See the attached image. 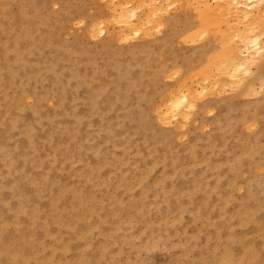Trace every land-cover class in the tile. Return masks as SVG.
Segmentation results:
<instances>
[{
  "label": "rangeland",
  "instance_id": "1",
  "mask_svg": "<svg viewBox=\"0 0 264 264\" xmlns=\"http://www.w3.org/2000/svg\"><path fill=\"white\" fill-rule=\"evenodd\" d=\"M115 1L0 0V56L4 50L16 75L13 80L0 82V115L7 108V103L20 106L24 112V124L29 128L36 114H40L42 119L35 122L36 132L46 135L49 141H30L34 150L30 149L29 143L25 147L28 140L21 135L23 127L20 125L11 129L3 144L12 156L15 155L14 170L24 168L25 156L26 163L30 162V157H42L44 165H37L34 170H58L52 178L56 186L83 185L87 192L95 193L100 202H106L111 195L125 201L127 207L104 215L103 231L113 220H119L122 227L115 232L109 251L103 254L113 252L112 259L104 257L103 263L213 264V253L207 251V247L195 254L188 239L184 241L188 247L182 245L180 222L174 218L179 213L182 222L188 220L190 211L203 196L192 192L196 184H202L205 192L213 194L211 201L217 199L218 193L229 192L231 198L244 197L247 207L264 208V159L260 160L259 155L264 152V104L261 101L264 99V58L252 65L253 74L246 78L243 88L225 89L200 100L202 103L198 102L185 128L162 125L155 118L154 107L160 103L164 91L182 84L197 85L207 61L211 64L229 54L222 18L214 19L199 0H178L173 8L160 14L159 33L152 30L150 35L134 38V41L116 37L117 30H112V26H109L111 33L108 37L95 40L85 35L84 30H79L76 21L81 19L84 29L93 21L107 20L108 6L111 8L110 4L117 3ZM198 26L199 33L197 30L187 32ZM101 44L104 47L98 49ZM156 70L161 76H155ZM254 75L256 78L252 80ZM40 125H45L46 134L40 130ZM59 136L63 141L69 139L62 149V168L60 161L46 159L53 152L61 155L56 147ZM14 146H17L15 151L11 149ZM244 156L247 158L239 165L237 160ZM66 158L73 160L68 163ZM172 160L176 161L177 171L164 180ZM90 161H99L103 171L108 173L104 182H100L101 175L95 166L93 169L86 166ZM78 168L81 169L80 176L75 175ZM187 168L192 169L191 176L186 175ZM181 171L184 174L181 175ZM0 173L4 185L1 193L4 202L8 203L7 206L0 203V225H5L13 235L11 243H16L19 238L15 235L13 212L18 214V228L29 227L32 223L28 220L30 207L13 206L15 199L8 187L12 175L1 164ZM144 175L146 191L137 186V179ZM218 177L220 180L216 184ZM250 179L251 182H247ZM38 180L42 181V178ZM97 182L99 185H94ZM230 182L232 187L229 190ZM26 183L25 178H21L17 187V191L26 189L21 194L25 199L32 195L35 187H31L30 182ZM180 184L188 194L185 193L184 197V194L172 193L169 201L171 211L162 208L160 215L149 211L154 191L161 195L165 187ZM246 193L248 198L250 195L253 198L250 196L247 200ZM63 197L69 198L70 194L66 192ZM236 204V201H231L227 209L237 207ZM97 212L94 208L91 214L94 226L98 223ZM206 215L213 218L214 209L207 210ZM38 219L34 221L37 224L34 238L39 240V235L44 245L35 247L39 261L20 259L17 264L63 262L67 253L60 246L52 258V253L45 246L52 243L54 225L43 224V214ZM200 221L196 222V227L201 225ZM223 221L218 223L225 224ZM67 227L59 230V235L67 230L72 234L73 225L69 223ZM193 230L194 226L188 225L187 235L192 236ZM201 232L197 233L201 235ZM137 234H140L137 241L125 242ZM19 243H23L21 236ZM76 246L72 243L71 247L74 249ZM73 249L70 248L71 252ZM24 250L29 254L32 247L26 246ZM97 256L99 251L93 248L90 260L86 258L84 264H98ZM11 259L6 255L0 256L1 264H9ZM224 264L242 263L234 259Z\"/></svg>",
  "mask_w": 264,
  "mask_h": 264
},
{
  "label": "bare ground",
  "instance_id": "2",
  "mask_svg": "<svg viewBox=\"0 0 264 264\" xmlns=\"http://www.w3.org/2000/svg\"><path fill=\"white\" fill-rule=\"evenodd\" d=\"M199 1L203 4V8L212 15L214 19L215 17L222 18L226 30V40L229 45V54L218 60L212 61L211 64L207 61L206 68L203 69L200 81L197 85L188 86L187 84H182L176 88L164 91L160 103L154 107V115L157 122L160 124L171 126L176 129L185 128L186 123L190 117H192V113L194 114L193 111L198 107V102L203 98L210 96L213 93L218 94L225 89L234 90L239 87L243 88L246 78H250L253 74L254 70L252 69V65L258 63L260 58H264V0ZM176 2H178V0H137L135 4L128 0L125 2H113L112 4L108 2L111 8L107 5L109 8V17L106 18L107 20L93 21L90 25H87L88 28L84 29L83 20L81 18H76V20H82L76 21V25L79 30H84V32H82L93 40L107 36L111 33L109 32V26H112L113 28H116H112V30H117L115 33L116 37H120L121 40L133 39L132 41H134V38L150 35L152 30L158 32L161 27L160 14L173 8L174 3ZM72 20L74 21V19ZM196 30L198 33L201 31L198 26L196 28H190L187 32L189 33ZM103 47L104 44H101L97 48L100 49ZM26 53H29V51H26ZM2 55L3 56H0V82H3L4 80H13L14 76H16L14 72L15 68H12L9 64L10 62H8L7 54L6 52L4 53V50L2 51ZM154 74L156 77L161 76L160 74L158 76V70H156ZM255 78V75L251 77L252 80ZM25 89L26 88H23L24 91H26ZM261 101L264 104V99H261ZM200 102L202 103V101ZM262 103L258 104H261L262 107ZM92 105L95 106L94 103H92ZM6 106V113L5 111H2L0 115V124L2 125V129L0 130V164L2 167L7 168V171L12 175V180L8 187L10 188L12 197L15 199L13 206H17V208L23 205L29 206L30 213L28 215V220H32V223L29 227L22 229L18 228V214L16 211L13 212L14 218L12 219V222L15 223V235L19 238L16 243H11L13 235H11L10 231L5 228L4 224L0 225V256L6 255L9 256L10 259L12 258L9 264H17L20 259H25L26 262H38L39 259L35 247L37 245L41 246L42 244L39 235H37L39 240L34 238L35 227H37V224L34 221L39 220L38 216L43 214V224H51L55 227L52 236V243L50 245H45L46 250L50 251V254L52 253L50 258L57 255L55 250L59 249V246L67 253L66 259L63 262H56L55 264H84L86 258L90 260L89 256L93 248L99 251V256L96 257V262L98 264H106L108 261L103 263V258L108 257L111 260L113 252L104 256L103 254L109 251V247L114 242L115 232L121 229L122 223L119 220H113L108 229L103 231V218L108 212H118L127 207L125 201L120 197L111 195L107 198L106 202H100L97 195L95 193L87 192V189H85L83 185H80V187L75 185L66 187L56 186L52 178L56 176L55 173L58 170L56 171V169L50 168H44L41 172H36L34 170L37 165H44L45 159L42 157H30V162L26 163L27 157L25 156L23 160L24 168L21 171L14 170L15 155L12 156L11 152L6 149V146L3 144L5 141L4 139H8L13 127H19L20 125L23 127L21 135L28 140L24 145L25 147H27L30 141H41L43 143H48L49 141L46 135L37 134L36 132L38 129L35 126V122H40L42 119L40 114L35 113L37 117H35L34 122L28 128V125L25 126L24 124L26 121L23 118V108L17 105L14 106L13 103H7ZM75 114L76 113H74V116ZM44 127L45 125H40V130L46 134L47 130ZM74 130L75 128L71 131ZM68 131L69 130H67L66 134L69 137ZM260 133L261 132L258 134ZM68 141L69 139L63 141V139L60 138L59 141H57L59 143L56 144V147L60 150L61 155L57 152H53L50 155H47L46 159L51 162L60 161L63 154L62 149L67 145ZM29 146L31 150H34L32 144L29 143ZM11 149L13 151L17 150V146H14ZM259 155L261 157L260 160H263L264 152ZM246 158L247 156L238 159V164L242 165ZM65 160L69 163L72 162L73 159L66 158ZM262 162H264V160ZM60 166L61 168L64 166V163L61 161ZM86 166L91 169L95 166L98 169L101 175L100 182H104L107 179L108 173L103 171L102 165L99 161L98 163H94V161L86 162ZM168 168L170 170L164 174V180L170 178V174L177 171L176 161L172 160L168 165ZM182 174H184L183 171H181V175ZM75 175H81L80 168L75 170ZM186 175H192L191 168L186 169ZM40 177L42 178V181L38 180ZM21 178H25L27 183H32L31 187L35 186L34 190L31 191L32 195L26 199L21 195L26 189L21 188L20 191H17L18 183ZM219 180L220 178L218 177L216 184L219 183ZM251 180L252 179L247 182L250 183ZM254 180L255 178H253V181ZM100 182H97L94 185H99ZM243 182L240 183L243 184ZM248 184H246L247 186L245 187H248L249 189ZM231 185L230 182L228 185L229 190L232 187ZM3 186L4 185H2L0 180V203H4V205L7 206L8 203L7 201L4 202L1 193V188ZM137 186L143 191L147 190L146 175L137 179ZM173 186L165 187V190L161 191V195L154 191L152 202L149 207L150 212L160 215V210L162 208L171 211L169 201L172 193H177L180 196H183L184 194V197L185 193L188 194V191L181 184L176 187ZM262 191L264 190L262 189ZM262 191L260 190V193H262ZM66 192L70 194L69 198L63 197ZM192 192H199L203 196L195 204L192 211L188 209L190 211L188 220L185 221V223L182 222L180 217L181 214L179 213L174 218L175 221L180 222V233L183 239L182 245H186L187 242L185 243L184 241L185 239H188L191 251L195 254L201 249L204 251L203 249L207 247L206 250L213 253V264H224L234 259L242 264H264V208L247 207L246 199H244V197L239 199L231 198L228 195L229 192L218 193L217 199L211 201L210 199L213 197V194L210 191L205 192L202 184L194 185ZM142 196H144V193H142ZM245 196H247L248 200L251 195L248 198L246 193ZM251 198H253V196H251ZM41 199L43 202L39 203V200ZM231 201H236L237 207L227 209V205ZM186 204L188 205V203ZM94 208L98 211V223L95 226L91 224V214L94 211ZM42 209L45 210L42 211ZM211 209H214L215 212L213 218L206 215V211ZM179 210L183 211L182 206H179ZM200 219L202 220V222L200 221L201 225L196 227V222ZM221 220H224L225 224H219L218 222ZM69 223L75 228L72 229L74 230L73 233L70 234L67 230L59 235V230L68 228L67 226ZM169 224H171V222L168 223V225ZM188 225L194 226V230L191 233L192 236H190V234L187 235L186 233V227ZM200 230H202L201 235L197 233ZM245 230H248V233H246ZM20 236L23 238V243H19ZM193 236H196V238ZM139 237L140 234L131 235L125 242L130 243L137 241ZM156 240L158 241L159 237ZM15 241H17L16 237ZM72 243L78 246L73 249L71 247ZM26 246L32 247L29 254L24 250ZM70 248L73 249V252H71Z\"/></svg>",
  "mask_w": 264,
  "mask_h": 264
}]
</instances>
